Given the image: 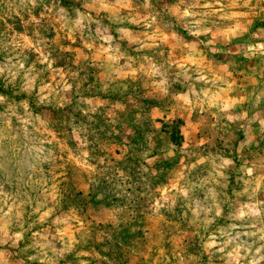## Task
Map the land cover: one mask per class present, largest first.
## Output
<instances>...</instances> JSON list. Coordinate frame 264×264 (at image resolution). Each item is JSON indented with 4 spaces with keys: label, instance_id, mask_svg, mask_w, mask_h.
Instances as JSON below:
<instances>
[{
    "label": "clouds",
    "instance_id": "1",
    "mask_svg": "<svg viewBox=\"0 0 264 264\" xmlns=\"http://www.w3.org/2000/svg\"><path fill=\"white\" fill-rule=\"evenodd\" d=\"M0 264H264V0H0Z\"/></svg>",
    "mask_w": 264,
    "mask_h": 264
}]
</instances>
